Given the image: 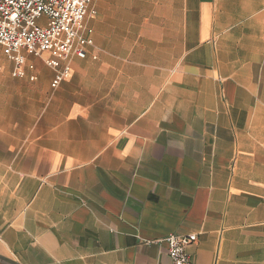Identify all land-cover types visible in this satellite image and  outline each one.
Segmentation results:
<instances>
[{"label": "crops", "instance_id": "1", "mask_svg": "<svg viewBox=\"0 0 264 264\" xmlns=\"http://www.w3.org/2000/svg\"><path fill=\"white\" fill-rule=\"evenodd\" d=\"M91 6L57 90L0 53V264H264V0Z\"/></svg>", "mask_w": 264, "mask_h": 264}, {"label": "built area", "instance_id": "2", "mask_svg": "<svg viewBox=\"0 0 264 264\" xmlns=\"http://www.w3.org/2000/svg\"><path fill=\"white\" fill-rule=\"evenodd\" d=\"M91 5L92 0H0V53L12 66V77L36 82L33 58L53 71L52 90L70 79L72 62L86 59L94 47L86 24L96 16ZM3 72L0 65V77ZM197 241L195 234L166 237L172 263L191 264L189 248Z\"/></svg>", "mask_w": 264, "mask_h": 264}]
</instances>
